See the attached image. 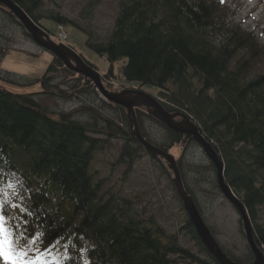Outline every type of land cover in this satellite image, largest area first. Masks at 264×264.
<instances>
[{
  "label": "trees",
  "instance_id": "obj_1",
  "mask_svg": "<svg viewBox=\"0 0 264 264\" xmlns=\"http://www.w3.org/2000/svg\"><path fill=\"white\" fill-rule=\"evenodd\" d=\"M10 1L48 35L56 37L60 28L65 33L66 26L85 33L64 18L50 17L57 27L54 35L40 23L42 0ZM120 3L106 43L91 45L86 35V46L109 64L102 79L116 77L119 65L117 76L127 86L157 89L166 100L164 109L186 113L224 163L225 183L243 203L264 254V72L255 73L264 59L263 47L251 32L222 20L221 2ZM62 68L61 61L51 62L39 81L40 93L72 100L77 89L62 91L52 82L51 75ZM85 83L93 88L89 80ZM41 94L13 93L0 84V187L9 194L7 179L13 174L28 192L21 206L24 215L6 205L9 226L46 233L44 246L63 264H176L171 257L206 264L153 219L149 225L136 219L132 200H119L105 190L106 180L92 174L98 152L120 138L124 145L116 165L126 168L121 178L126 181L144 150L133 135L113 124L99 131L67 115L51 118L34 100ZM166 130L169 146L180 144L185 151L197 145L189 136ZM184 230L207 253L189 219Z\"/></svg>",
  "mask_w": 264,
  "mask_h": 264
},
{
  "label": "rangeland",
  "instance_id": "obj_2",
  "mask_svg": "<svg viewBox=\"0 0 264 264\" xmlns=\"http://www.w3.org/2000/svg\"><path fill=\"white\" fill-rule=\"evenodd\" d=\"M217 1L221 0H208ZM121 0H42V9L39 15L44 17L42 25L50 28L51 33L57 34V27L50 17H61L73 23L85 33L75 27L66 26L65 33L69 38L66 47L73 49L79 57L95 67L102 80L105 90L121 92L124 90H141L159 100L160 104L166 100L160 91L152 87H137L125 84L117 76L116 65L114 76L102 79L108 70V62L100 58L92 49L86 46V40L93 44H104L114 29ZM222 20L227 24L238 26L244 32H251L264 49V0H224L221 4ZM88 37H87V36ZM240 56L236 57L234 62ZM54 56L38 48L25 29L0 8V84L7 91L13 93L41 94L39 81L46 73L47 67L54 61ZM257 66L255 73L264 72V59ZM50 77V76H49ZM53 84L63 91L72 88L79 92L74 99L66 100L51 95H36L34 100L51 118L58 119L67 115L73 121L89 125L96 130L103 131L110 124L123 133L132 130L126 117V111L104 101L100 94L89 87L85 80L64 66L58 73L51 75ZM6 83V84H5ZM8 83V84H7ZM10 83V84H9ZM136 112L138 130L145 140L161 148L169 146L168 131L163 124L148 116L144 108ZM94 138H104L97 134ZM122 139H111L108 149L98 152L91 164V172L95 178L106 180L105 190L114 193L119 200H132V214L136 219L143 220L149 225L153 219L160 229L167 235H174L179 245L188 250L196 259L206 264H216L207 253L197 245V242L188 236L184 227L188 217L176 195L172 180L173 174L167 164L152 159L144 150L138 152L140 159L133 163V169L126 181H121L122 173L126 170L117 166L116 160L122 148ZM170 153L178 164L181 182L186 192L194 199L203 221L221 244L224 253L245 261H254V257L247 246L243 225L234 207L227 203L220 194L215 183V172L199 146H190L184 151L183 146L176 144L169 146ZM8 184V202L23 205L28 198V192L22 187L15 175H10ZM11 199V201H9ZM9 204V203H8ZM250 252V253H249ZM176 264H197L182 258L171 257ZM0 264H3L0 260Z\"/></svg>",
  "mask_w": 264,
  "mask_h": 264
},
{
  "label": "water",
  "instance_id": "obj_3",
  "mask_svg": "<svg viewBox=\"0 0 264 264\" xmlns=\"http://www.w3.org/2000/svg\"><path fill=\"white\" fill-rule=\"evenodd\" d=\"M0 6L6 9L8 13L16 19L38 48L51 53L55 59L61 61L67 70L76 73L83 79L90 80L95 91L100 94L104 101L126 111L127 120L132 129L130 133L133 135L137 143L142 145L145 152L152 158L165 161L168 169L173 174L174 179L172 180V184L174 185L176 195L179 197L185 213L187 217H189L192 227H194L196 236L204 249H206L207 253L215 259L218 264H238L227 258L223 251L218 248L215 238L210 233L208 227H206L192 197L186 193L184 185H182L181 174H179L178 165L173 156L167 151H162L153 144L151 145L143 138L138 130L135 110L144 108L147 111L148 116L152 117L160 124H163L169 131L178 133L182 136L185 135L191 137L192 141L199 146L208 161L213 165L219 192L224 199L234 207L237 215L240 217L247 246L254 257L253 262L246 264H264V254L256 244L255 237L253 236V226L251 225L249 215L247 214L243 203L241 204L240 200L225 183L224 163L220 160L210 143L207 140H204L200 134V130L194 125L192 120L188 118L185 112L170 113L164 109L158 99H155L151 95L149 96L141 90H125L117 93L105 90L97 70L89 67L84 59H81L73 49L62 44L56 45L52 42L44 30L34 24V22L26 16L24 11L12 1L0 0ZM177 118L181 120L178 121L176 120Z\"/></svg>",
  "mask_w": 264,
  "mask_h": 264
},
{
  "label": "snow or ice",
  "instance_id": "obj_4",
  "mask_svg": "<svg viewBox=\"0 0 264 264\" xmlns=\"http://www.w3.org/2000/svg\"><path fill=\"white\" fill-rule=\"evenodd\" d=\"M223 2L224 0H221V3ZM13 187L12 184L7 185L8 189ZM7 196L8 193L0 187V260L4 264H63L62 259L53 257L52 250L44 246L46 233L33 235L27 227L17 232L14 226H9L10 214L7 207L19 210L21 215H24L27 210L16 203L8 204ZM24 218L26 221V216ZM11 219L15 220L16 217L12 216ZM84 264H88L87 260Z\"/></svg>",
  "mask_w": 264,
  "mask_h": 264
},
{
  "label": "flooded vegetation",
  "instance_id": "obj_5",
  "mask_svg": "<svg viewBox=\"0 0 264 264\" xmlns=\"http://www.w3.org/2000/svg\"><path fill=\"white\" fill-rule=\"evenodd\" d=\"M160 160V159H159ZM160 162H162V163H165L166 164V162L165 161H163V160H160ZM188 194V193H187ZM189 195V194H188ZM193 199V198H192ZM193 202H194V204H195V206H196V203H195V201H194V199H193ZM197 207V206H196ZM197 210H198V207H197ZM198 212L200 213V211L198 210ZM200 216H201V213H200ZM203 218V217H202ZM210 233H211V231H210ZM212 234V233H211ZM212 236H213V234H212ZM215 238V237H214ZM216 240V239H215ZM219 242V240L217 241L216 240V243H217V245H218V248H220V250L221 251H223L224 249L221 247V244L220 243H218ZM250 250V249H249ZM226 252L228 253V255L226 254V253H224V251H223V253L226 255V257L227 258H229L231 261H233V262H236V263H238V264H243V262H241V261H239V259H237L235 256H234V254L233 255H231L230 254V252L228 251V250H226ZM250 253V252H249ZM246 263H251L250 261H245ZM245 263V264H246Z\"/></svg>",
  "mask_w": 264,
  "mask_h": 264
},
{
  "label": "built area",
  "instance_id": "obj_6",
  "mask_svg": "<svg viewBox=\"0 0 264 264\" xmlns=\"http://www.w3.org/2000/svg\"><path fill=\"white\" fill-rule=\"evenodd\" d=\"M58 43L66 42L68 40L67 35L62 31V28L59 29V33L56 37H50Z\"/></svg>",
  "mask_w": 264,
  "mask_h": 264
}]
</instances>
